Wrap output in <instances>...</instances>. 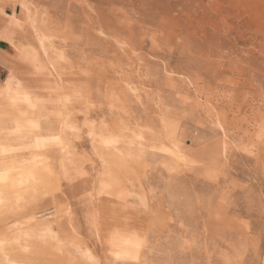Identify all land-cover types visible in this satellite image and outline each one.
I'll return each instance as SVG.
<instances>
[{"label":"rangeland","instance_id":"obj_1","mask_svg":"<svg viewBox=\"0 0 264 264\" xmlns=\"http://www.w3.org/2000/svg\"><path fill=\"white\" fill-rule=\"evenodd\" d=\"M27 1L57 14L62 24L83 25L82 10H59V0H7L0 15ZM81 1L130 31V38L122 34L112 42V50L145 54L149 75L131 74L134 85L156 73L162 77L169 63L188 82L197 80L204 97L172 95L170 129L153 117L126 130L108 116V133L100 135L97 109L108 111L117 95L89 79L98 67H121L116 59L77 44L65 61L77 67L70 88L51 97L41 90L36 109L8 100L15 80L11 56L0 49V130L14 118L25 123L13 136H24L13 143L16 150L0 160L19 164L27 175L21 196L12 190L5 198L19 208L0 213L15 218L1 224L0 237L32 213L43 219L36 231H21L1 247L20 249L12 251L26 260L21 264H264V0H217L221 13L210 6L216 0ZM138 93L146 99L158 91L145 85ZM123 102L115 110L127 120L135 103ZM50 122L54 134L46 133ZM152 129L166 133L160 140ZM114 144L122 148L114 151ZM143 144L151 146L148 152ZM159 147L176 152L155 156Z\"/></svg>","mask_w":264,"mask_h":264},{"label":"bare ground","instance_id":"obj_2","mask_svg":"<svg viewBox=\"0 0 264 264\" xmlns=\"http://www.w3.org/2000/svg\"><path fill=\"white\" fill-rule=\"evenodd\" d=\"M5 5H7V0H0V7ZM54 5L56 6L57 9L63 11L64 10L67 11V9L69 10L75 8L76 6L79 7L83 13L81 17L82 19H84L83 25L78 26L73 21H69V20L65 24H62V21L60 20L57 14L53 15L50 14L49 11H46L45 9L34 8L31 2L29 1L23 3L22 8H20L17 4L13 3L10 6L11 14L7 12V7H5L3 10V14L0 15V49L5 50V52L3 51L4 54L7 53L9 57L11 56L10 59L7 60V62H9L8 63L10 66L9 70H11L10 77L13 78V80H15L13 84L14 85L13 92L11 93L10 96H8V100L10 102L16 103V106H21V104H25L27 106L31 105L33 108H36L40 103L39 102L40 96L41 97L44 96L41 90H47L48 92L47 96L51 97V95L54 94L59 95L61 93L60 91L67 88L68 86L70 88L72 82L69 81L70 79L69 77H71V74L75 73L77 67L76 66L73 67L71 63H66L65 61L70 54L76 52L77 44H79L80 46H85L87 49H89L90 51L92 50L95 53L97 52L101 53V51L104 50L107 56L113 57L121 65V67L119 68L113 67L111 71L107 69L103 70L101 67L97 66L98 68L94 69V74L89 79V82L91 81L96 82L99 88H101L103 84H106V88L110 90L112 93H114V95H117L116 100H114V102H110L109 105L110 107L108 106V111L106 110L107 107H105L104 105H101L97 109L98 112L97 115L100 116L102 119L101 129L103 131L101 132L100 130V135L108 133L107 129L104 128V127H109L108 116L112 121L111 125H116L117 123H120V125H122V127L125 128L126 130H131L134 124L137 127L141 126L142 124L143 125L147 124L148 122H150V119H152L153 117L154 118L160 117L159 119L163 128L167 127L168 129H170V125L173 122V113H172L173 109L172 108L168 109L166 107H168L167 105L168 101L173 102V100H176L175 98L174 99L172 98V95H176L177 97L180 98L181 93L183 91L184 92L186 91V92H190V94L194 92L195 97L199 95L204 97L203 96L204 94L200 90L197 80L190 79L188 82L182 76L184 73L171 68L169 63H165L163 65L164 72L162 77L156 73L155 75L153 74L154 75L153 77H149L148 79L142 78V80L139 82V85L136 84L134 85V82L131 79L132 76L131 74L135 73V75L140 77L149 75V72L147 70L148 62H147V58L145 57V54H143L139 50L137 51V49L135 48L124 47L119 50L116 49L112 50V46H111L113 44L112 42L114 41L118 42L119 40L118 38L122 34H125L127 35L128 38H130V31L127 32V30L125 29L126 27L122 25H119L117 27L112 21H110V18L106 16V14L103 11L98 10L92 5L88 3H84L81 0H71L70 3L68 2V4L66 2L64 3L63 0H59ZM210 6H212L211 7L212 10L219 11L220 13L224 8L220 4L219 5L217 4V0L213 5L211 4ZM249 10H250V6H249ZM245 12L243 11V13ZM250 12L252 13L253 11ZM61 13L63 14V12ZM246 15L244 16L246 17ZM253 28L254 27L252 26V29ZM81 52H83V49H81ZM2 62L6 63L5 61ZM93 77L96 80H93ZM145 85L154 87L158 91L157 96L150 98L148 95H146V99L141 98V96L138 93V90L140 86H145ZM210 98H211L210 95L205 96V99L207 101L210 100ZM129 99H133L135 104L133 107H131V109L130 108L129 110L126 109L127 111L125 114L128 118L126 120L124 119L123 116H119L118 114H116L117 111L115 110V108H117L118 104L120 103L125 104L123 100H129ZM115 101L117 102L116 104H114ZM38 108L39 107H37L36 109ZM219 109L220 110L218 112V122L224 124L225 121H224V116L222 117V109L221 108ZM156 114L158 115L155 116ZM219 115L221 116L220 119H219ZM2 124L5 125L1 120L0 125ZM9 124L10 126H7L8 128L7 127L4 128L6 132L3 131V128L2 131L0 130L1 131L0 156L2 157L7 155L8 153L14 152L16 150V146L13 143L17 140L19 141L21 138L24 137V136H18V138L13 139V136H15L17 133L19 134L23 132L24 129L23 126L25 125L24 121L16 120L14 118L11 119V121L8 120L7 125ZM63 124L65 125L67 124V122L66 123L64 122ZM44 127L45 129H47L46 130L47 134L53 133V128H52L53 123L50 122L46 124ZM239 131L243 132L241 130ZM62 133H63V125L61 127L59 134ZM153 133H158L159 134L158 139L161 140L166 132L162 131L161 129V131L153 130ZM103 141L108 142L109 139H104ZM224 146L226 147V142H224ZM28 148H32V147H28ZM121 148H122L121 144L119 145L114 144L113 146V149H115L114 151H118V149ZM150 148L151 146L148 148L147 145L143 144L141 151L148 152ZM152 149H154V147H152ZM159 149L161 153H157L154 151L153 154L155 156L159 155L160 157L161 156L160 154H164V152H169V154L173 155L176 152V150L166 149L162 147H159ZM125 151L131 153L129 147L125 148ZM9 163L12 162L5 161L4 158L0 160V213L4 212L6 209H9L10 207L17 209L16 207H18L19 205H17L16 203H11L8 200L6 202L5 198L6 196H8V194L11 193L9 191L12 190L16 191L14 192L16 195L17 194L19 195L20 192L17 191H19L23 187L21 184L22 180L27 178L26 173L21 169V166H19V164H16L14 162L13 164H9ZM20 196L21 195H19V197ZM6 215H4V219L0 218V226L1 224H6L8 221H10V223L15 221L14 216H12L13 217L12 219L7 217ZM28 217H29L28 220L25 221L22 224V226L15 225L16 227L13 230L1 234L0 264L1 262L6 264L27 263L25 259L17 258V256H14L15 253L12 250L13 249L16 250L17 249L16 247L10 248L11 247L10 245L9 249H7L6 251L5 248L1 247V245L3 242H7V241L9 242L10 240H12L14 236L15 237L18 236V234L21 231H23L21 232L22 235L23 233L29 231H36L38 229V226H40V224L42 225L43 223L42 221L43 219L39 220L35 215H33V213ZM37 232L39 233V231ZM27 242L28 241H26V243ZM27 246L28 245H26V247Z\"/></svg>","mask_w":264,"mask_h":264}]
</instances>
